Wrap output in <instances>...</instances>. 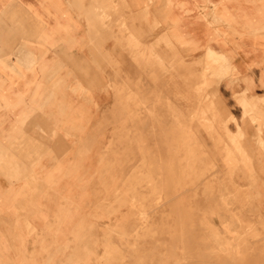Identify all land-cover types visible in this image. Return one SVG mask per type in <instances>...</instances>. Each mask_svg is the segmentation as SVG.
I'll return each mask as SVG.
<instances>
[{
	"label": "crops",
	"instance_id": "0c3cea01",
	"mask_svg": "<svg viewBox=\"0 0 264 264\" xmlns=\"http://www.w3.org/2000/svg\"><path fill=\"white\" fill-rule=\"evenodd\" d=\"M128 46L214 51L232 114L230 97L264 99V0H0V264H75L58 242L74 232L75 165L90 174L111 86L139 79Z\"/></svg>",
	"mask_w": 264,
	"mask_h": 264
},
{
	"label": "rangeland",
	"instance_id": "374dc122",
	"mask_svg": "<svg viewBox=\"0 0 264 264\" xmlns=\"http://www.w3.org/2000/svg\"><path fill=\"white\" fill-rule=\"evenodd\" d=\"M165 50L163 57L159 47L149 53L123 48L139 79L111 86L114 104L92 135L97 142L90 145V174L79 175L83 160L76 161L74 232L71 239L58 240L59 247L74 249L68 258L75 264H170V259L171 264H264V99L230 97V104L242 109L234 115L219 95L224 77L233 75L224 57L213 60L207 52L199 63L189 55L185 62L175 48ZM151 151L156 157L167 151V159H157L154 168L161 181L152 185L143 164ZM170 162L179 164L171 176L179 183L167 193L169 214L162 177ZM169 219L181 220L179 226L168 231ZM155 242L161 243L156 256L149 246Z\"/></svg>",
	"mask_w": 264,
	"mask_h": 264
},
{
	"label": "bare ground",
	"instance_id": "6f19581e",
	"mask_svg": "<svg viewBox=\"0 0 264 264\" xmlns=\"http://www.w3.org/2000/svg\"><path fill=\"white\" fill-rule=\"evenodd\" d=\"M115 1H116V0H115ZM81 9H82V7H81ZM115 19H116V18H115ZM109 35H110V34H109ZM112 37H113V36H112ZM101 39H102V38H101ZM100 41H101V40H100ZM100 46H102V45H100ZM95 48H96V47H95ZM208 54L212 57L213 60H215L214 58H220V59H221V57H223L222 55H219V54L215 53L214 51H208ZM204 55H205V54H204ZM206 55H207V54H206ZM155 57H156V56H155ZM208 57H209V56H207V58H208ZM212 59H211V61H212ZM209 60H210V59H209ZM203 62H205V60H204ZM211 63H212V62H211ZM161 66H163V65H161ZM203 66H204V65H203ZM210 67H213V66L211 65ZM214 67H216V66L214 65ZM150 69H151V67H150ZM145 70H146V69H145ZM151 71H152V70H151ZM151 71H150V72H151ZM159 72L162 73V71H159ZM135 74H136V73H135ZM148 75H149V74H148ZM151 80H152V79H151ZM109 82H110V81H109ZM155 87H156V86H155ZM154 95H155V94H154ZM113 98H114V97H113ZM160 99H161V97H160ZM129 103H130V102H129ZM134 103H135V102H134ZM125 104H126V103H125ZM131 104H132V103H131ZM163 107H164V106H163ZM171 107H172V106H171ZM113 108H115V106H114ZM169 108H170V107H169ZM203 108H204V106H203ZM139 109H140V108H139ZM119 110H120V109H119ZM206 110H207V109H206ZM206 110H205V111H206ZM121 111H123V110H121ZM176 111H177V110H176ZM201 111H202V110H201ZM207 111H208V110H207ZM203 112H204V111H203ZM163 113H164V112H163ZM171 113H172V112H171ZM177 113H178V112H177ZM145 115H146V114H145ZM151 116H152V115H151ZM182 116H183V115H182ZM208 116H209V115H208ZM154 117H155V116H154ZM172 117H173V116H172ZM135 118H136V117H135ZM147 118H148V117H147ZM197 118H198V117H197ZM205 118H206V117H205ZM209 118H210V117H209ZM211 119H212V118H211ZM211 119H210V120H211ZM250 119H251V118H250ZM210 120H209V121H210ZM148 121H149V119H148ZM212 121H213V120H212ZM180 124H181V123H180ZM216 124H217V123H216ZM178 128H180V127H178ZM225 128H227V127H225ZM169 129H170V128H169ZM186 129H187V128H186ZM101 130H102V129H101ZM181 130H182V129H181ZM162 131H163V130H162ZM174 132H176V131H174ZM171 133H172V131H171ZM207 133H208V132H207ZM179 134H180V133H179ZM179 134H178V135H179ZM187 135H188V134H187ZM257 135H258V134H257ZM130 136H131V135H130ZM147 136H148V135H147ZM171 136H172V135H171ZM173 136H174V135H173ZM182 137H183V136H182ZM112 138H113V137H112ZM116 138H117V137H116ZM165 138H166V137H165ZM180 138H181V137H180ZM197 138H198V137H197ZM211 138H213V137H211ZM234 138H235V137H234ZM258 138H259V137H258ZM190 139H191V137H190ZM112 140H113V139H112ZM165 141H166V140H165ZM201 141H202V140H201ZM142 142H143V141H142ZM169 142H170V141H169ZM191 142H192V141H191ZM228 142H229V141H228ZM166 143H167V142H166ZM232 143H233V142H232ZM167 144H168V143H167ZM191 144H193V143H191ZM195 145H196V144H195ZM162 146H163V145H162ZM169 146H170V145H169ZM218 147H219V146H218ZM233 147H235V146H233ZM147 148H148V147H147ZM154 148H155V147H153V149H154ZM167 148H168V147H167ZM214 148H215V147H214ZM124 149H125V148H124ZM170 149H172L171 146H170V148L168 149V152H170ZM217 149H218V148H217ZM220 149H221V148H220ZM233 149H234V148H233ZM155 150H156V149H155ZM164 150H165V149H164ZM199 151H200V150H199ZM221 151H222V150H221ZM221 151H220V152H221ZM236 151H237V150H236ZM151 152H152V151H151ZM157 152H158V151H157ZM203 152H204V151H203ZM243 152H244V151H243ZM145 153H146V152H145ZM153 153H156V151H155V152L153 151V152L151 153V155L148 153V154H149V158H148V161H147V162L143 163V162L141 161L143 164H145L146 169L148 170V172H149V174H150V179H149V182H148V183H150L151 185H152V183H153V184L156 183V179H158V180L161 181V178L159 179L158 176L155 178L156 175L154 174V168L157 166V165H156V161H157V159H159L160 161H161L163 158H164V159H167V158H166V156H167V155H166V154H167V151H166V154H165L164 156H162V153H161V151H160V154L157 155L158 157H156L155 154L153 155ZM196 153H197V152H196ZM146 154H147V153H146ZM156 154H157V153H156ZM177 154H178V153H177ZM177 154H175V156H177ZM144 155H145V154H144ZM143 157H144V156H143ZM145 157H147V156H145ZM172 157H173V156H172ZM203 157H204V156H203ZM169 158H170V156H169ZM176 158H177V157H176ZM176 158H175V159H176ZM146 159H147V158H146ZM170 159H171V158H170ZM142 160H143V158H142ZM187 160H188V159H187ZM189 160H190V159H189ZM143 161H145V160H143ZM171 161H172V160H171ZM176 161H177V160H176ZM223 161H224V160H223ZM178 163H179V161H178ZM225 163L227 164V162H225ZM166 164H167V163H166ZM175 164H176V163H175ZM159 165H160V164H159ZM168 165H169V166H168ZM172 165H173V164H172ZM172 165H171V162H170V163H168V164L165 166V168H166V172H165V174H164V177H162V179H163V184H164V188H163V189H164V192H165V199L169 201V203H168V204H169V205H168V206H169V214H170V212H171V208H170V205H171V203H170V199L172 198V196H171V198L168 199L167 193L171 191V187H172L175 183H176V185L179 183V182H176V181H175L174 179H172V177H171L172 174H175V171H172V169H174L173 167H177V168H178V167H179V164H176V165H174L173 167H172ZM210 165H211V164H210ZM167 166H168L169 168H168ZM163 167H164V166H163ZM144 168H145V167H144ZM177 168H176V170H177ZM180 169H181V168H180ZM147 170H146V171H147ZM204 170H205V169H204ZM206 170H207V168H206ZM212 170H213V169H212ZM157 171H158V170H157ZM216 171H218V170H216ZM222 171H223V170H222ZM222 171H221V172H222ZM233 171H234V170H233ZM205 172H206V171H205ZM161 173H162V172H161ZM206 173H207V172H206ZM212 173H213V172H212ZM212 173H211V174H212ZM158 174H159V173H158ZM146 175H147V174H146ZM177 175H178V174H177ZM177 175H176V176H177ZM218 175H219V174H218ZM223 175H224V173H223ZM228 175H229V174H228ZM161 176H162V175H161ZM161 176H159V177H161ZM224 176H225V175H224ZM143 177H144V176H143ZM219 177H220V176H219ZM225 177H227V176H225ZM217 178H218V177H217ZM225 179H226V178H225ZM126 180H127V179H126ZM147 180H148V179H147ZM176 180H177V179H176ZM221 180H222V179H221ZM141 181H143V180H141ZM179 181H180V180H179ZM138 182H139V181H138ZM212 182H213V181H212ZM185 183H186V182H185ZM210 183H211V182H210ZM201 185H202V184H201ZM178 186H179V185H178ZM178 186H177V187H178ZM220 186H221V185H220ZM153 187H154V186H152V188H153ZM179 187H180V186H179ZM150 188H151V187H150ZM152 188H151V189H152ZM161 188H162V187H161ZM161 188H160V190H162ZM206 188H207V187H206ZM209 188H210V187H209ZM225 188H226V187H225ZM176 189H177V188H176ZM179 190H180V189H179ZM220 190H221V189H220ZM228 190H229V189H228ZM225 191H226V190H225ZM238 191H239V190H238ZM238 191H237V192H238ZM161 192H162V191H161ZM221 192H222V191H221ZM144 193H145V191H144ZM154 193H155V192H154ZM181 193H183V191H182ZM189 193H190V192H189ZM213 193H214V192H213ZM141 194H142V193H141ZM177 194H178V193H177ZM179 194H180V193H179ZM233 194H234V193H233ZM233 194H232V195H233ZM172 195H173V194H172ZM229 195H230V194H229ZM149 196H150V195H149ZM151 197H152V196H151ZM153 197H154V196H153ZM153 197H152V198H153ZM156 197H157V196H156ZM156 197H155V198H156ZM173 197H174V196H173ZM175 197H176V196H175ZM175 197H174V198H175ZM235 197H236V196H235ZM149 198H150V197H149ZM174 198H173V199H174ZM176 198H177V197H176ZM162 199H163V198H162ZM230 199H232V198H230ZM171 200H172V199H171ZM152 201H154V200H152ZM161 201H162V200H161ZM161 201H160V202H161ZM168 201H167V202H168ZM207 201H208V200H207ZM250 201H251V200H250ZM150 202H151V201H150ZM150 202H149V204H150ZM167 202H166V203L164 202L165 204H163V203H161V204H163V205H165V207H167ZM232 202H233V201H232ZM212 203H213V202H212ZM226 203H227V202H226ZM228 203H229V202H228ZM149 204H148V205H149ZM154 204H155V203H154ZM175 204H176V203H175ZM159 205H160V204H159ZM234 205H235V204H234ZM229 206H230V205H229ZM150 208H151V206H150ZM145 209H146V208H145ZM238 210H239V209H238ZM145 212H146V211H145ZM238 212H240V211H238ZM152 214H153V213H152ZM257 214H258V213H257ZM236 216H237V215H236ZM141 217H143V216H141ZM178 217H179V216H178ZM169 218H170V217H169ZM261 219H262V218H261ZM239 220H240V219H239ZM180 221H181V220H179V221L176 222V220H174V222H176V223H175V224H171L172 221H170V219H169V222H170V223H167V224H166V225H168V226L171 225L170 228H167L168 231H170V229L172 228V225H175L174 227H176V224L179 226ZM231 221H233V220H231ZM246 221H247V220H246ZM178 222H179V223H178ZM172 223H173V222H172ZM221 223H222V222H221ZM143 224H144V223H143ZM184 224H185V223H184ZM245 224H246V223H245ZM254 224H255V223H254ZM166 225H165V226H166ZM181 225H183V223H182ZM181 225H180V226H181ZM246 225H247V224H246ZM163 226H164V225H163ZM168 226H166V227H168ZM204 226H205V225H204ZM207 226H208V225H207ZM211 226H212V225H211ZM231 227H232V226H231ZM256 227H257V226H256ZM176 228H177V227H176ZM176 228H175V229H176ZM217 228H218V227H217ZM126 229H127V228H126ZM165 229H166V228H165ZM167 229H166V230H167ZM229 229H230V228H229ZM239 229H240V227H239ZM242 229H243V228H242ZM262 229H264V228H262ZM152 230H153V229H152ZM235 230H236V229H235ZM125 231H126V230H125ZM262 231H263V230H262ZM115 232H116V231H115ZM210 232H211V231H210ZM247 232H248V231H247ZM118 233H120V232H118ZM138 233H139V232H138ZM176 233H177V232H176ZM238 233H239V232H238ZM141 234H142V233H141ZM122 235H123V234H122ZM130 235H131V234H130ZM134 235H135V234H134ZM217 235H218V234H217ZM138 236H139V235H138ZM180 236H181V234H180ZM180 236H179V237H180ZM144 237H145V236H144ZM172 237H173V236H172ZM172 237H170L171 240H172ZM175 237H176V236H175ZM142 238H143V237H142ZM176 238L178 239V237H176ZM176 238H175V240H177ZM221 238H222V237H221ZM137 239H138V238H137ZM137 239H136V240H137ZM140 239H141V238H140ZM140 239H139V240H140ZM215 239H216V238H215ZM136 240H135V242H136ZM141 240H142V239H141ZM141 240H140V242H141ZM145 240H146V239H145ZM147 240H148V238H147ZM147 240L145 241V244H150V243H148L149 241H147ZM153 240H154V239H153ZM128 241H129V240H128ZM177 241H178V240H177ZM152 242H153V241H152ZM163 242H164V241L161 242L162 244H161L160 242L151 243V245H149V246L151 247V249H150L149 247H148V249H150V250H154V252H153L152 254H155V251H156V250H157L156 253L159 254V252H158L159 248H158V247H160V244H161V247H160V249H161V248H162V245L164 244ZM166 242H168L167 244L170 245L169 241H166ZM262 242H263V241H262ZM142 245H143V242H142V244H139L140 247H141ZM168 245H166L164 248H166ZM248 245H249V244H248ZM260 245H261V244H260ZM128 246H129V245H128ZM135 246H136V245H135ZM254 246H255V245H254ZM129 247H130V246H129ZM169 247H170V246H168L167 248H169ZM133 248H134V247H133ZM167 248H166V249H167ZM166 249H165V250H166ZM224 249H225V248H224ZM261 249H262V248H261ZM211 250H212V249H211ZM105 251H107V250H105ZM127 251H128V250H127ZM252 251H253V250H252ZM130 252H132V251H130ZM167 252H168V250H167ZM209 252H210V251H209ZM212 252H213V251H212ZM262 252H263V251H262ZM140 253H141V252H140ZM230 253H231V252H230ZM152 254H151V255H152ZM160 254H161V253H160ZM166 254H167V253H166ZM169 254H170V253H168L167 256H168ZM132 255H133V254H132ZM136 255H138V254H136ZM151 255H150V256H151ZM156 255H157V254H155V256H156ZM170 255H171V254H170ZM215 255H216V254H215ZM127 256H128V255H127ZM138 256H139V255H138ZM165 256H166V255H165ZM167 256H166V257H167ZM244 256H245V255H244ZM102 257H103V256H102ZM140 257H141V256H140ZM153 257H154V255H153ZM153 257H152V258H153ZM248 257H249V256H248ZM149 258L151 259V261H152L153 259H156L155 257H154L153 259H152L151 257H149ZM157 258H158V257H157ZM160 258H161V257H160ZM169 258H172V257H169ZM169 258H168L167 262L169 261ZM228 258H229V257H228ZM145 259H146V258H145ZM140 260H141V259H140ZM189 260H190V259H189ZM141 261H142V260H141ZM139 262H140V261H139ZM152 262H153V261H152ZM170 262L172 263L171 259H170ZM170 262H168V263H170ZM195 262H196V261H195ZM125 263H126V262H125ZM164 263H166V261H165ZM171 263H170V264H171ZM204 263H206V262H204ZM144 264H145V263H144ZM155 264H156V263H155ZM166 264H167V263H166ZM262 264H263V263H262Z\"/></svg>",
	"mask_w": 264,
	"mask_h": 264
}]
</instances>
